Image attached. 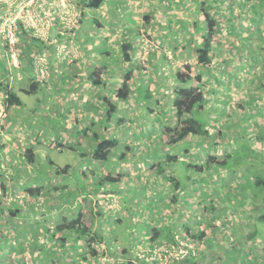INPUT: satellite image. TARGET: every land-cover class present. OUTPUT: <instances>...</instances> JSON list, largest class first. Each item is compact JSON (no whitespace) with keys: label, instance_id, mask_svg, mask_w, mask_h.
I'll use <instances>...</instances> for the list:
<instances>
[{"label":"rangeland","instance_id":"obj_1","mask_svg":"<svg viewBox=\"0 0 264 264\" xmlns=\"http://www.w3.org/2000/svg\"><path fill=\"white\" fill-rule=\"evenodd\" d=\"M28 1L32 0H0V46L5 45L3 50L0 49V73H2L5 77V86H8V88H13V91H16L19 94L22 102H24L25 107H22L23 111L32 109L35 112L34 119L37 120L36 126L42 129L44 132L46 131L49 133L50 130L52 137L53 135L55 136L53 138L50 137L51 139L49 140H44V144H38L36 148H34L36 158L40 160L39 164L45 166V170H53L51 179H54L49 181L51 186H48V189L44 190L43 192H48V196L55 197V202H53L54 207L50 211L49 208H45L42 214L45 217H38V219L42 221L41 224L40 221L34 223V217L39 216L40 212L36 210L37 212L32 214L28 206H23L21 209V217L12 218L11 223L7 225L6 230H8V233L14 232L13 235L15 239L21 237V239L18 241L21 245L26 247V252L24 255L17 257L15 252L5 253V251L0 247V264L6 263V260H11L14 264H21V256H25L27 258L30 257V251L34 247L37 249L39 248L38 246L43 244L47 245L51 250H54V252L57 251L53 254L54 256L58 257V253H60L63 257L62 260L64 261L65 259L68 264H85L81 260L82 258H79L78 255H80V253L83 251L90 253L87 241H78L76 246L71 245V243H67V247L63 248L57 239L48 241L44 226L46 227L47 225H50L53 222V219L59 217L60 215H64L67 218H73L77 213L78 209L76 208L75 204H81L82 199L85 198L82 197L83 188H81V186H77V180H74L78 179L79 176H82L79 170L83 167V163L86 159L83 156L80 157L79 153H82L84 150V152H87L89 155L91 146L93 144L95 145L96 141L94 139L90 142V139L86 138L84 141L85 146L79 145L75 148V150L69 149L68 146L65 147L66 145L60 146L58 149L55 148V145H53L54 148L50 147V144L53 141H63V145L65 143L69 145L73 142L74 130L71 128L72 118L66 119L68 123L66 122L65 126L63 125L65 121V115H69L68 113L70 112H68V110L61 109L62 107L69 108V103L67 102L68 104L66 106L63 104V106H58L54 103L58 97L61 99L64 98L61 100L62 103H64L66 96H70V91H66L68 82H65L66 80L64 78V86L62 88L63 90L59 92L60 95L57 94V89H55L52 81H49L47 85H44V83H39V87L34 90V93L21 95V91L19 90L21 87L28 89L30 88L32 80L29 79V77L32 76L33 71L26 73V76L23 80H19L18 71L13 70L10 67L11 64L9 61L3 58L6 51L5 33L3 32L4 21L9 16H18L20 29L17 32L16 37L18 38L17 41H19L20 44H16V46H14V54H16L18 62L21 60V50L23 49L21 45V14L26 11V8L28 7L27 5L29 4ZM157 1H159V7L164 8V6H166V2H161L160 0ZM231 1L233 2V5L231 6L233 7L232 9L226 10V6L222 0L220 5H216L218 12L216 11V8L214 13H212L213 11H208L210 12V16L215 18L217 26L219 25L218 29L220 30L211 42V55L213 62L211 61L209 67L211 70V74L209 73V75L212 77V79L204 78L203 81L207 82L203 83V90H210L213 91V93L214 90L230 93L229 96L225 94H219L217 96H214V94H208V97L207 95V102L209 101V104H207L205 108L213 109L210 111V114L208 113V116L207 112L204 110H201L199 113L197 110H195L196 113L194 112V115L197 116L205 126L211 128L212 132L210 136H204L202 137V140L200 137L199 139L197 138V140L196 138H188L187 140L181 141L176 145H167L170 137L168 133L164 132L165 128H163L164 126H161V121L164 122L165 126L173 128L178 127L179 125L177 118L178 116L173 105L175 95L174 90L179 84L178 81L175 80V77H171V72L167 73L169 78L165 79V75L160 72L161 70H155L156 67L152 66L151 64L155 61L152 53H160V46L162 47L163 54L165 50L169 49L171 51L170 55L175 54L176 59L189 58L192 62L196 60V51L197 48L202 47L201 44L203 41H205L203 36L207 35L206 32L208 23L204 18V14L201 9V3L199 8H192L190 6H193V2L190 0H187L189 6H185V15L178 16L176 13H173L178 9L177 4L175 6L173 5V10H171L172 14L169 15L172 19H170L171 22H168L170 17L167 18V20L163 19L161 20V23H163L161 29L156 30L155 28H152L153 33H145L146 35L142 39V55L147 68L154 69L156 72L153 74L147 73L145 77H139L137 76L138 74H135L136 77H134L132 81L134 86L133 88L135 90L132 101L127 103L119 102L120 106L117 105L120 107L119 111L116 113V118L108 122L109 128H107V130H105L106 128L104 127L106 126V121L104 123L102 122L106 116V111H100V108L99 110L88 113L75 111V115L79 116L81 119V115H83V117H89L88 122L86 120L83 121V123L78 124L73 122L72 125H76L74 127L75 130L82 129V127L90 125L93 126L103 138L113 135L117 137V139L121 141L124 146L126 144L129 145V150L127 152L126 147H118L115 150V153L112 152L110 154V162L105 164V167L102 168L101 166L98 169V177L106 178V176H110L117 180L115 186L117 193L116 195H112V198H109L112 199V201L105 199V196H103L104 192L100 191L98 193L99 199L94 205L85 206V204H82V208L87 211V214L90 213L89 206H91V208L94 209L95 207L98 209L101 207L102 212L104 211L103 214L105 217L111 218L114 217L112 215L115 214L121 216L120 225L118 220H116L115 223L108 222L105 227L104 223L101 222L99 230L102 229L100 231H103V236L107 238L108 241L104 242L103 247L98 246L99 248L97 249L100 252L98 258L90 257V255H88V264H105L112 260V258L108 259V257L113 255L109 251V245H111L114 240H116V242L119 241L117 243L119 247L126 245V242L128 245H130V242L133 240L130 238L136 235L135 233H137V229L142 226V222L146 219L143 217V215H148L147 217H150V214L153 212L155 213L156 218L157 216L159 217L161 212H164L163 208H165V206L170 207L173 210L176 205V209L179 213H185L186 215L193 214L191 211H189L190 209L181 207L182 200L180 203L177 202V199L176 201L173 200L172 184L168 179H166L167 177L165 176L171 177L176 175H188V177L184 179L182 178L184 185L190 189L189 195L185 193L186 188H183L182 191V196L185 199L187 198V201H190V198H192L190 196L193 195V189L196 190V187L199 186L200 191L204 192L210 187L214 188L218 186L214 180H221L227 183V198L230 202H234V207L237 209L236 212L240 210V204H238V202H241L246 206H252L253 203L256 204L257 208L252 207V209H249L248 211H242V214L238 212L237 215L234 212L233 215L229 216V220L231 221L230 225L232 226L236 222L238 225L241 219H245L246 221V218L241 217L251 214V210L252 212L256 213L254 214L256 216L262 214L264 215V185L258 188V185H255L254 182V178H264V134L260 137V134L264 133V0ZM34 2H36V4H34ZM115 2L120 7V10L123 11L124 9H121V4L118 1ZM1 3H4L8 6H4ZM57 3L59 4L58 7ZM129 3L132 4V2ZM209 3L211 4V0ZM33 4L42 11V14L44 9L47 10L48 7H51V10L53 11V5H55V7L58 9H62L63 5L64 9L71 11L73 17L76 16L75 20L78 21L76 22L75 20H72V23L76 22L74 28L77 29L71 31V28H68V26L64 23L63 30L57 33V38L64 37V39L74 40L77 37L76 32L83 28L80 36L81 40L85 39L86 37L83 35V33L85 34V31L88 29L89 25L93 27L95 25L92 19L87 18L83 27H81L83 22L81 15L83 16V14L78 0H33ZM221 5L222 10L225 11V13L220 11ZM155 9L157 10V8L152 10ZM201 13L203 14L202 16ZM165 22H168V24L166 25ZM57 23H59L57 18L53 20L50 25H47L46 21H43L39 25L36 23L35 28L33 27L32 29H29V34L32 36H47V34L54 26H56ZM123 23H125V25L122 26V29H130L131 27L137 26L136 19L131 17V15L126 16L123 20ZM222 25L223 27H221ZM54 29H58V27H55ZM155 32H159V35H155ZM173 43L174 45H172ZM64 47L65 54L69 59H71L69 56L76 57L81 55V49L76 45H73V47L65 45ZM181 51H184V53L179 54ZM150 55H152V57H150ZM10 56L13 61L14 58L12 55ZM75 57L72 59L75 60ZM104 58V56L101 57V59ZM49 60L50 57L47 58V60L39 59L38 61L41 63L38 61L36 62V67L39 66V75L41 79L48 77L45 67H48ZM170 65L172 64L170 63ZM157 67L159 68V65H157ZM97 70L95 71L96 73L100 74V79L102 81V85H100L101 89L98 87V85L93 83L94 78H91L86 87L84 86L85 91L90 92V101H92V105H94L95 108L97 107V99V104H104L106 102L104 97H108L110 101L118 103L115 92L120 87L122 79H103L101 77V72H97ZM193 75H195V73ZM193 83L196 85L198 82ZM144 84L148 85V90L154 95V99L137 104V102L135 103V97H138L137 99H139L140 97L147 95L145 90H142L140 94L137 90L140 86L144 87ZM95 89H98L99 92L95 93ZM256 92H258L257 94L261 92V98H258ZM73 93L76 94V92ZM109 94L111 95L109 96ZM212 97L213 99H211ZM140 101L141 100H138V102ZM45 105H48L49 108L45 109ZM76 107L79 106L76 105ZM106 107H108L107 103L105 108ZM92 115L96 116V118ZM4 116L6 117L5 112ZM29 118L30 117H27V119ZM120 118L126 119L127 122H124L125 124L114 129L113 125L115 124V121L119 120ZM3 121L4 117L2 110L0 113V130L3 129ZM45 123L49 125V129L44 126ZM58 132L61 137L59 136ZM115 132H118V135H114ZM78 136L76 135L77 138H80ZM243 136L247 138L244 139ZM239 138H243L244 140ZM33 144H35V141ZM185 148H189L190 152L185 153ZM224 148L232 152V154H236V159L239 160H233L230 164H234V166H239L241 164L243 165L241 166L243 168L242 170L234 172V174L231 176L221 167L219 170H213V166L210 169L206 168L203 176L199 175L198 173L194 174L192 171H190V169L185 167L186 165H183L181 162H204L203 159L208 153L216 154L220 159H222L223 156L221 155V151H223ZM26 149H30L29 144L26 145ZM235 149L240 150H236V152ZM248 150L249 153L245 156V153ZM124 152H126L124 154L125 158H120V155ZM177 152L181 154L182 158L181 161L178 162V165L167 162V155L169 153L171 155L176 154ZM50 161H53L57 166L60 167H63L67 164L72 165V169H70V173L74 171L71 174L72 176L65 175V177H63L61 174V176L58 178L54 177L57 175L56 168H53V166L49 164ZM158 161H160L159 164H156ZM75 165H80V169H76ZM87 166L85 169L87 168L86 170L88 171V176L91 179L89 181L93 182L92 179L95 176L93 177L90 167ZM160 166L162 169H164L163 175L161 172H157ZM91 169L95 168L93 167ZM245 171L246 178L244 177ZM90 174H92V177ZM139 174H141L140 177L138 176ZM193 177H197L201 183L196 185V183L192 180ZM228 177L231 179V182ZM32 179H35V177ZM209 179H212L210 184H208ZM247 179L249 180V183H247ZM83 181L85 182L83 179L81 180V184H83ZM241 181H244V185L246 184V186L241 185L239 189L245 194L243 192H237L238 189L236 185ZM65 185H68L71 189V195L68 194L66 190H62L61 187ZM91 187V191H98V188L94 185L91 184ZM107 187L109 186L107 185ZM115 189L109 188L107 192H114ZM74 191H77V193ZM234 193L243 200L239 201L238 197ZM137 195H139V197H137ZM68 196H71V199ZM123 196L124 199L122 200L121 197ZM153 196L158 198V200L154 201L152 205L150 201L154 200L151 199ZM197 196H199V194L196 195V197L194 196L191 199V202L195 203L198 200ZM133 198H136L137 202L141 204H139V208L135 217L131 216L130 218V216L126 214L128 208L125 206V204L129 205ZM148 198H150L149 202L145 201V199ZM39 202H44V200L40 199ZM137 202L133 201L132 203ZM30 203L33 205L32 201H30ZM30 203L28 204L29 206ZM7 214L9 215L10 213L5 211L3 214L4 216L0 217V219H2L0 227L6 224V221L8 220L6 218ZM196 215H202V217L205 219L207 218L209 222L212 221L214 225H217L221 221L219 218L220 215H217L215 212H209L208 216L203 211L197 210L195 216ZM238 216L240 218H238ZM232 217L235 219L234 222L230 219ZM203 218H201V220ZM187 219L191 221L190 225L192 229L196 226V228H200L204 230V232L205 230L209 231L208 222H194L192 216H189ZM131 223L134 225V235H130L129 232L128 235H130V240L127 241L123 238L122 234L119 235V233H121V230H123L124 233L127 234L126 227L127 225H131ZM161 223L162 219L160 222L157 220L156 222H153V224L156 225H160ZM255 226L258 228V231L255 232L256 239L252 243H248V241H246V245L253 249L257 248V254L252 255H258L255 260L264 263V259L262 260V254H258L260 248H264V220H256ZM4 231L5 230H3V232ZM177 233H180L182 236H184L183 230H179ZM114 234L116 236H114ZM9 236L12 237L11 234ZM71 236L75 237V234L71 233ZM230 237L231 240L236 238L235 235H230ZM239 238L240 236L237 238V241L241 244V238ZM2 239L3 238L0 237V243L3 245L4 240ZM168 240H172V236L169 239L163 238V241L160 243H172V241L165 242ZM183 241L184 242L182 245L176 249H172L170 244H159L156 241L148 244L147 247L153 246L155 244L154 248H152L151 256L148 257L149 261H155V259L159 258L161 260L158 262V264H167L169 262L172 263L175 260L177 261L180 258H184L190 248L191 250H196V246H198L196 243H190L188 242V239ZM123 248L120 247L117 251L121 254L123 252ZM244 248L247 249L245 246ZM136 249H138L140 253H147V255L150 253L149 249L139 245H136ZM163 252L166 255H164ZM184 254L185 256H183ZM34 256H36V252L34 253ZM114 264H117V262H114Z\"/></svg>","mask_w":264,"mask_h":264},{"label":"crops","instance_id":"obj_2","mask_svg":"<svg viewBox=\"0 0 264 264\" xmlns=\"http://www.w3.org/2000/svg\"><path fill=\"white\" fill-rule=\"evenodd\" d=\"M88 1L89 0H78V3L82 8V13L85 18V19H82L83 22L81 24V27H83L84 22L87 20V18L92 19L93 23L95 24L94 27L89 25L88 29H86L85 31V34L83 33V35L86 37L85 39L81 40V36H80L83 28L76 32L77 37L74 40L64 39V37L62 38L56 37L58 35L57 33L63 30V22H65V18L71 17L73 15L70 10L66 11V15H68L67 17L65 16L62 19H58L59 23H57L56 26H54L51 29V31L47 34V36H36V35L32 36L31 34H29L30 33L29 29L31 28V26L26 25V23L22 22L21 20V24H22L21 45L23 47V49L21 50V60H19L18 62L17 57H16L12 61V58L10 56L12 54H10V50H7V49L3 57L4 59H7V61H9L10 64L12 63L14 67L11 66V68H13V70L18 71L19 80L24 79L27 73V69L30 68V66L33 64L32 70L36 78L34 79V81L33 80L32 81L33 82L36 81L38 84L44 83V85H47L49 81H52V84L54 85L55 89H57L56 92H58L57 93L58 95H60L59 92L63 90L62 89L64 86L63 81L66 80L65 82H68V87L66 91H70L69 93L70 96L68 95L66 96L64 103H62L61 101L64 98L61 99L59 97L57 98V100H55L54 103L58 106H61L62 104L66 106L69 103L68 104L69 108L62 107L61 109L68 110V112H70L68 113L69 115H65L64 117L65 121L63 125L65 126L67 122L66 119L72 118L71 128L74 130L73 131V143L77 142V138L75 137L74 134L81 130V129L75 130L74 127L76 125L75 126L72 125L73 122L78 124L77 121L81 119L79 116L75 115V111L77 112L81 111V112L88 113V112L99 110V108L101 109L100 111L102 110L106 111L105 110L106 102L104 104H97L98 103V99H97V103H96L97 107L95 108V106L92 105V101H90L91 100L90 92L85 91L86 85L89 83L91 78L92 79L94 78L93 72L95 70L98 69L97 72H100L99 69H103L102 70L103 72H101V77L103 79L104 78L105 79L118 78L119 80L123 79V74L127 70V66L129 68H132L135 74H138L137 76L139 77L141 76L145 77L147 73L153 74L156 72L155 70H161L160 72H162L165 75V79H168L169 78L167 76L168 72H171V77L173 78L175 77V74L177 71L183 69L185 64L190 63L195 66L197 64V57H195L196 60L194 62H192L189 58L188 59L186 58L176 59L175 54L170 55L171 51L169 49L165 50L163 54L161 46L159 47L160 53H157V52L152 53V55L155 58V61L151 64L152 66L156 67L155 70L148 69L146 64H144L143 62L144 57L142 55V46H143L142 39L146 35L145 33H153L152 28H155L156 30L161 29V26L163 24L161 23V20L163 19L167 20V18L170 17L168 22H171L172 19H171V16L169 15L172 14L171 10H173L172 9L173 5L174 6L176 4L178 5V9L176 10V12H173V13H176L178 16L185 15V12H186L185 6L187 5L189 6V4L187 3V0H160L161 2H166L167 7L164 6V8L158 6L159 1L157 0H104V2L101 4L99 8H85V5L88 3ZM115 1H118L121 4V9L122 8L124 9L123 11L120 10V7L116 4ZM190 1L193 2V6H190L192 8L193 7L199 8L200 3H201V9L203 11L204 18H205L206 11H210V12L213 11L212 13H214L215 8L217 11L216 5H220L222 3V0H211V4L209 3L210 0H206L205 2H203V0H190ZM129 2H132V4ZM212 3H215V4H212ZM223 3L226 6V10L233 8L231 7L233 5V2L231 0H223ZM1 4L4 6H8L4 3H1ZM154 8H157V10L156 9L152 10ZM220 11L225 13V11L222 10V5L220 6ZM203 14L201 13V16ZM129 15H131V17L136 19L137 26L131 27L130 29H122V26L125 25V23H123V20L125 19L126 16H129ZM168 22H165L166 25L168 24ZM55 27H58V29H54ZM221 27H223V25ZM219 30L220 29H218V31ZM154 34L159 35V32H155ZM124 43L133 44V50L128 51V53L132 57V61L130 62H126L123 59V55L119 53L120 47H122V44ZM65 45L70 46V47H73V45L78 46L81 49V53H80L81 55H78L76 57L69 56L71 59L67 58V55L65 54V49H64ZM172 45H174V43ZM4 46H0V49L3 50ZM6 46H8L7 42H6ZM100 49H104L105 52H102V51L100 52ZM183 53L184 51L179 52V54H183ZM152 55H150V57H152ZM103 56L105 58L101 59V57ZM35 57L37 58L35 59ZM49 57H50V60H49L48 67H45V71L47 72L48 77L45 79H41L39 75L40 74L39 66H37L38 67L37 69L36 62L39 59L47 60V58ZM73 57H75V60L72 59ZM170 63L172 65H170ZM138 65H144V67H146L145 70L140 69L139 71H136L135 67L136 68L139 67ZM157 65H159V68L157 67ZM198 71H202L201 73L203 74V76H205L204 78L212 79V77L209 75V73L211 74V70L209 68L208 70H205L201 66L198 68ZM195 73L197 74V72ZM134 77L136 76L134 75ZM4 81H5V77L3 76L2 73H0V113L3 110V117H4V121H3L4 123L2 122L3 129L0 130V196L2 197V194H1L2 185L5 184L6 187H8V195L3 198L4 204L6 203L5 205H7V202L12 200V201H16V204L18 206H20L21 203L23 206L27 202H30L29 197H27V194L25 193V190H24L25 186L29 184L25 180H23L25 176L34 175L32 176V177H35V182L33 184L35 186L37 185V186L42 187L41 193L44 190L48 189V186L49 187L51 186L49 181L54 179V178L51 179V174L53 170H45L46 169L45 166H43L42 164H39L40 160L37 159V161L32 164L25 162L24 155H25V151H27L26 145L29 144V148H32V145H33V148H36L38 144H41V143L44 144L45 142L44 140L51 139L50 137H52V134L50 133V130H49V133L46 131L44 132L42 129L36 126L37 120L34 119L35 112L32 109L30 110L27 109L23 111L22 107H25L24 104L19 107H12L10 109H7L5 100L7 98L8 91L11 88L10 87L7 88L8 86L7 87L5 86ZM38 87L39 86H37V88ZM98 87H100L101 89L100 85H98ZM24 89L26 88L21 87L19 89L21 91V95L23 94L22 91ZM226 91L228 92L227 89ZM73 92H76V94H74ZM94 92L98 93L99 91L98 89H95ZM214 92H216L215 96L219 94H222V95L225 94L229 96L230 94L229 92L226 93V92L219 91V90H216V91L214 90ZM257 93L258 92H256V94ZM260 94H257V95L261 98ZM110 95L111 94H109V96ZM104 100H105V97H104ZM114 104L116 106L119 105V101L118 103L116 102ZM76 105H78L79 107H76ZM44 108L48 109L49 106L45 105ZM212 110L213 109H211V111ZM4 112L6 114V117L4 116ZM81 116H82L83 121L85 120L87 122L89 121L88 119L89 117H83V115ZM27 117H30V118L27 119ZM94 117L96 118V116ZM44 126L47 129H49L48 124L45 123ZM59 136L61 137L60 134ZM53 137L55 136L53 135ZM34 141H35V144H33ZM62 143L64 142L63 141L62 142L53 141L50 144V147H53V145L57 146ZM58 148L60 147L58 146L57 149ZM180 159L182 158L180 157ZM105 164L106 163L102 164V163H97V162L94 163L93 161L90 162V159H86L81 169L86 170L87 168L85 169V167L88 165L87 167H90V170L91 168L94 167L95 169L93 170L95 171L96 174H98L99 167L102 166L103 168L105 167ZM56 166L57 165L55 164L54 167ZM80 167H81L80 165H75L76 169L78 168L80 169ZM212 168L213 170L220 169V167L218 168L216 166H213ZM138 176L140 177L141 174H139ZM89 180L91 179L88 176L87 187L89 189L90 197L94 200V203L99 199L98 193L100 191L104 192L103 196H105V199H108V201H112V199H109V198H112V195H116L117 193L116 191L107 192L109 188H113L112 186L107 184L109 186L107 187V185L105 184V186H102L100 189L98 188V191L93 192L91 191L92 189L91 184L93 183L90 182ZM211 181L212 179H209L208 184H210ZM214 181L216 182V184H218V186L214 188L210 187L204 192L200 191L199 186L196 187V190L193 189V192H192L193 195L190 197L193 198L194 196L196 197V195L198 194L200 195V196H197L198 200L195 203L191 202L192 198H190V201H187V198L186 199L183 198L182 192L179 194L177 198V202L180 203L182 200L181 207L182 208L186 207V209L187 208L190 209L189 211L193 213L192 215H189V214L186 215L185 213H179L178 210L176 209L177 205L174 207L173 210L172 208L165 206V208H163L164 212L163 213L161 212L159 217L157 216L155 218V213H151L150 217H147L148 215H143V217L146 219L142 222V226H140V228L137 229V233H135L136 235H134V232H133L134 225L131 223L132 228L127 231L130 232V235L133 234L134 237L130 238V235L125 234L124 231L121 230V233H119V235L122 234L123 238L127 241L130 239H133V240L130 242V245H128V243L126 242V245L120 246L122 248L124 247L123 252L121 254L117 251L120 248L117 244L119 241L116 242V240H114V242L111 245H115L113 247V250L116 252V255H112L108 257V259L112 258V260H110L107 263L105 262L104 263L114 264V262H117V264L118 263L125 264L126 258L129 257L132 249L135 248L136 245H139L141 247H147V245L151 244L152 242L163 241V238H165L164 236L159 237L158 239H152V235L147 234L148 232L143 227L152 218H155L154 222H156V220L160 222L162 219L161 226H164V225L169 226L173 229V233L174 232L177 233L179 232V230L185 231V225L187 223L188 225H190L191 223V221H189L187 218L189 216H192L194 222H197V223L208 222V226H209L208 227L209 231L205 230L206 235L202 240H200L201 242L198 245L200 249V255L204 256L202 259V264H244V262L241 261L242 257L238 259L239 256H236V257L231 256L230 252L232 248L230 247L234 246V244L236 243L235 241H237L238 240L237 238L240 236L241 244L242 245L244 244L242 246V251H244V246L247 241V235H246L245 229L243 228L241 229V227L243 226L242 222L245 221V219H241L238 225H237V222L233 226L230 225L231 221L229 220V216L233 215L235 212L234 202H230L227 198L228 196L226 193L227 183L221 180H214ZM230 182H231V179H230ZM241 185H244V181H241L236 185L238 189L237 192H243L239 189ZM184 188H186L185 193L189 195L190 189L187 188L186 186H184ZM82 192H83L82 197H88L86 196L87 194H85L83 190ZM43 193H46V192H43ZM172 193H173V190H172ZM204 193H205V197H204ZM46 194H47L46 195L47 198L44 197V201L46 199L51 198V196H48V192ZM41 196L42 194L38 196V199H42ZM137 197H139V195H137ZM121 198L123 200L124 196ZM238 198L240 199V197ZM149 199L150 198L145 199V201L149 202ZM151 199L158 200V198H156L155 196L151 197ZM154 200L150 201V203H153ZM133 201L137 202V199L133 198L131 202L129 203V205H126L123 202L125 206L128 208L126 214L130 216V218L131 216L135 217V215L137 214V210L139 208V204H141L138 202L132 203ZM240 201H242V199H240ZM238 203L240 204V206L238 205L240 207V210H239L240 214H242V211H248L249 209H252V207L257 208L256 205L246 206L243 203L241 204V202H238ZM42 205H44V207ZM50 206H51L50 202L45 203V202L38 201L36 203H33L34 212H36V210L38 209L40 211V214L38 217H45L42 214L45 208H50ZM75 206L77 208L76 204ZM211 206H213L214 208H212ZM100 209L102 211L101 207ZM197 210H201L207 215L209 212H215L217 213V215H220L219 218L221 219V221L220 223H218L219 225L218 224L214 225L212 221L209 222L208 219L203 218L202 215L195 216V213ZM5 211L6 210H4V212ZM254 214L256 213L252 212L251 210V214L244 215L241 218H246V221H247L248 215H254ZM112 216L114 217L109 218V217L104 216V219L101 220V222L104 223V227L107 225L108 222L115 223V221L119 220L121 217L116 214ZM201 218L203 219L201 220ZM230 219L233 220V222L235 220L233 219V217ZM1 220L2 219H0V223H1ZM101 222H100V225H101ZM190 228H191V231L193 232H200V231L204 232V230L200 228H196V226L192 229L190 225ZM230 235H235L236 238L231 240ZM170 241L171 240H168L165 242H170ZM125 250L128 251L126 255H124ZM241 254L243 253L241 252ZM100 264H103V263H100ZM167 264H182V262L175 261L172 263L169 262Z\"/></svg>","mask_w":264,"mask_h":264},{"label":"trees","instance_id":"obj_3","mask_svg":"<svg viewBox=\"0 0 264 264\" xmlns=\"http://www.w3.org/2000/svg\"><path fill=\"white\" fill-rule=\"evenodd\" d=\"M206 0H203V2H205ZM246 1V0H245ZM250 1V0H247ZM104 2V0H89L88 3L85 5V8H99L101 6V4ZM83 14V13H82ZM148 18V17H147ZM81 19H84V15H81ZM205 19L207 20L208 23V27H207V35L203 36V39H205V41H203V43L201 44L202 47L197 48V64L195 65H191V64H186L185 65V70L184 71H178L175 74V80L178 81V87L175 89V95H174V101H173V105L174 108L176 110L177 113V118H178V127H169V126H165L164 122L161 121V126L164 129L165 133L169 134V140H168V146L171 145H176L181 141L187 140L188 138H198L200 137V139L202 140V137L207 136V135H211V128L207 127L204 125V123L201 122V120L198 119L197 116L194 115L195 110L198 111V113L201 110H204L207 112V116L210 114L211 108H205L207 104H209V101L207 102V95L210 94H216V92L213 93V91L210 90H203V83L205 81L204 80V76L201 73L202 71H198L199 67H203L205 70H208V68L210 67L211 64V51H212V47H211V42L213 40V38L215 37V35L218 33V26H217V22L215 20V18L210 16V13L208 11L205 12ZM77 29V28H76ZM75 28L70 29L71 31L76 30ZM5 41L8 43V39L5 37ZM17 41L16 44H20V42ZM7 50H10V46L8 43V46H6ZM129 50H133V44L132 43H124L122 44V47H120L119 53L123 55V59L126 62H130L132 61V57L131 55L128 53ZM105 52L104 49H100V52ZM29 52V51H28ZM107 52V51H106ZM37 57H35L36 59ZM145 64V63H144ZM35 65V64H34ZM10 66V65H9ZM11 66L14 67L11 63ZM10 66V67H11ZM139 67H135L136 71L141 70H145L146 67H144V65H138ZM31 68V69H30ZM30 68L27 69V73L33 71V64L30 66ZM13 69V68H12ZM121 69V68H120ZM123 69V68H122ZM100 72H103V69H99ZM197 72V74L195 73ZM93 83L96 85H102V81L100 79V74L96 73V71L93 72ZM195 73V75H193ZM98 74V75H97ZM135 72L132 68H129L127 66V70L125 71V73L123 74V79H122V83L120 85V87L116 90V98L118 99L119 102H123V103H127V102H131L132 98H133V94L135 93L134 90V86L132 84L133 78H134ZM97 76V77H96ZM35 74L32 72V76L29 77V79L33 80L35 79ZM31 82V86L30 88H26L24 89L22 92L23 94H31L34 93V90L37 88L38 83L35 82ZM194 81L198 82L196 85H194ZM193 83V84H192ZM202 85V86H201ZM262 87V86H261ZM264 87V86H263ZM8 88V87H7ZM147 89V90H146ZM264 89V88H263ZM139 94L141 93L142 90H145V92L147 93V95L140 97L139 99H137L138 97H135V103L137 102V104H141L147 101H150L152 99H154V95L148 90V85L144 84V87L140 86L138 89ZM207 91V93H206ZM261 92H259L260 94ZM209 97V95H208ZM258 98H260L258 96ZM213 99V97L211 98ZM106 103L108 105V107H106V116L104 118V120L102 121L103 123L106 121V126H104L107 130L108 127V122L112 121L113 119H115L116 117V113L119 111V106H116L112 101L109 100L108 97L105 98ZM138 100H141L140 102H138ZM7 109H10L12 107H19L21 105H23L24 103L22 102L19 94L16 91H13V89H9L8 94H7V98L5 100ZM211 105V104H210ZM225 105V104H224ZM222 105V106H224ZM239 107V106H238ZM264 110V109H263ZM196 113V112H195ZM209 113V114H208ZM245 115V114H244ZM83 119L78 120L77 123H82ZM127 122L126 119H119L115 121V124L113 125V128L116 129L120 126H122L123 124ZM206 123V121H205ZM92 134V136H91ZM264 133L260 134V137L263 135ZM75 137L76 135L80 138H77V142L75 143H71V144H67L65 143L63 144H59L57 145L55 148H57L58 146H65L71 150H75V148L79 145H83L84 141L86 138L91 140L96 141V144L91 146V151L90 154L87 155L86 152L79 153L80 157L83 156L86 159H90V162H94V163H109L110 162V154L112 152L115 153V150L120 147V146H124L123 143L121 141H119L117 139V137L115 136H107L105 138L102 137V135L95 130V128L93 126H85L81 129V131L77 132L74 134ZM114 135H118V132H115ZM244 139H246L247 137L243 136ZM243 138H239L241 140H244ZM76 140V139H75ZM125 143V142H124ZM126 144V143H125ZM126 147V152L129 150V145L126 144L124 146V148ZM225 149V148H224ZM221 151V155L223 156L222 159L219 158L218 155L216 154H212V153H208L206 155V157H204L203 161L204 162H191V161H181L180 157L181 154L180 153H176V154H168L167 155V162L169 163H173L174 165L177 164L178 162H182L183 165H186L185 167L190 169V171H192L194 174L198 173L199 175L204 174V171L206 168L210 169L212 166H216V167H221L224 168V171L226 170L230 176L232 174H234V172L240 171L243 168L241 165H237L234 166V164H230L233 160L235 161H239L238 159H236V154H232V152H230L229 150L225 149V151ZM185 153L186 152H190L189 148H185ZM236 150H240V149H235ZM122 153L120 155V158H125L124 154L126 153ZM237 152V151H236ZM249 150L246 151L245 156L248 155ZM36 159V160H35ZM85 159V160H86ZM249 159V158H248ZM24 160L26 163L32 164L34 162L37 161L36 158V153L35 150L32 146V148L28 149L27 151H25V155H24ZM39 160V159H38ZM92 160V161H91ZM23 162V160H22ZM160 161H158L159 164ZM113 163V162H111ZM51 166L54 167L55 163L53 161H50ZM56 176L54 177H59L62 176L65 177V175H70L74 172L70 173V169H72V165H65L63 167L60 166H56ZM235 168V169H234ZM91 173H93V184L95 187L97 188H101L102 186H105V184L107 185L109 183L110 186L113 187V189H115L116 186V179L110 177V176H106V178H100L97 176V174L95 173V171L93 169L90 170ZM166 171V170H165ZM79 172L81 173L82 176H79L78 179H74L77 180V186H81V188H83V191L85 192V194H87L86 196L89 197H85L82 199L81 204H77V213L75 214V216L73 218H67L64 215H60L59 217H56L53 219V222L50 225H47L46 227L44 226V230H45V234H46V238L48 239V241H51L52 239L55 240L57 239L60 242V245L63 248L67 247V243H71V245L76 246L78 241L84 240L87 241L88 246H89V251L90 253H87L86 251H83L80 253L79 258H82L81 260L83 261V263L88 264V255H90V257H94V258H98L100 255V252L98 251L97 248H99L100 246L103 247L104 242H107L108 239L105 238L103 236V231L99 230L100 227V222L102 219H104V214L101 211V209L95 207L91 208V206H89V210L90 213L87 214V211L82 208V204L86 205H94V200L90 198V193H89V189L87 187V179H88V175L87 174V170L81 169L79 170ZM157 172H161L162 175L164 173V169L161 168V166L158 168ZM173 172V171H172ZM92 177V174H90ZM246 175V171L244 173V177ZM229 176V177H230ZM167 177L166 179H168L171 184H172V190H173V200L176 201V199L178 198L179 194L182 192L183 188H184V182H182V178H186L188 177V175L183 176V175H176V176H165ZM228 177V178H229ZM33 177L31 175H27L23 178V180H25L27 183L25 186V193L27 194V197L30 198L29 201H32L33 203H36L38 201H40V199H38V196L40 194H42V198L46 197V193H41V188L40 186H35L33 183L35 182V179H32ZM246 178V177H245ZM85 180V182L83 181V184H81V180ZM119 180V179H118ZM192 180L196 183V185H199L201 183V181L197 178V177H193ZM254 182L255 185H258V188H260V186L264 185V178H254ZM247 183H249V180L247 179ZM246 186V184L244 185ZM56 188V187H55ZM62 190H66L68 194L71 195V189L69 188L68 185L62 186L61 187ZM198 190V189H197ZM116 191V189H115ZM77 193V191H74ZM2 197L0 196V217H3L4 215V210H6L7 212H9L10 214L6 215V218L8 219L6 221V224L3 225L2 227H0V237L3 238L2 240H4L3 245L0 243V247L5 251V253H9V252H15V255L17 257H19L20 255H24L26 252V247H24V245H21L19 243L18 240L21 239H15L13 233L14 232H9L8 230H6V227L8 224L11 223L12 218H19L21 217V209L23 208V206H28L27 202L25 205H20L18 206L16 204V201H9L7 202V205L4 204L3 198L6 197L8 195V187H6L5 184L2 185ZM245 194V193H244ZM200 196V195H199ZM244 196V195H243ZM71 199V196H68ZM204 197H205V193H204ZM54 198L53 196H51L50 199H46L45 202H50V208L49 211L54 207ZM65 198V197H64ZM206 200V198H205ZM238 200L240 201V199L238 198ZM243 200V199H242ZM156 201V200H154ZM74 202V201H73ZM222 202V200H221ZM53 203V205H52ZM239 204V203H238ZM242 204V203H241ZM153 205V203H152ZM253 205L255 206L256 204L253 203ZM3 206V207H2ZM38 206V205H37ZM44 207V205H42ZM6 207V208H5ZM29 210L31 211L32 214H35L34 212V207L32 204H30ZM212 208H214L213 206H211ZM37 208V207H36ZM82 208V209H81ZM24 210V209H23ZM36 210V209H35ZM236 215L238 214L237 209H234ZM39 211V209H38ZM28 212V211H27ZM37 212V211H36ZM40 212V211H39ZM153 213V212H152ZM151 215V214H150ZM38 216L34 217L37 221H40L38 218ZM238 218H240L238 216ZM258 220H264V215H248L247 221H243L242 224L243 226L241 227V229H245L246 231V235H247V241L248 243H252L255 241V232L258 231V228L255 226V221ZM155 221V218H152L150 221H148L146 223L145 226H143L145 228V230L148 232L147 234L152 235V239H158L159 237L164 236L165 238H170L172 236V243H177L179 244L180 242H178L176 240V232L173 233V229L169 226H161L160 225H156L153 224V222ZM13 222V221H12ZM119 225H120V219L118 220ZM132 228V224L131 225H127L126 227V231L130 230ZM33 230H35L34 228H32ZM3 230H5L3 232ZM71 233L75 234L74 236H71ZM115 233V231H114ZM12 235V237H10L9 235ZM129 234V232L127 231V235ZM205 232L200 231V232H193L191 231L190 225H188V223L185 225V231H184V236H182V239H188V241H193L192 243H196V245L200 244V240H202L205 237ZM115 236V234H114ZM175 237V238H174ZM250 240V241H249ZM190 241V242H191ZM158 242H162V241H158ZM170 243V245L172 244ZM244 245V244H243ZM96 246V247H95ZM99 246V247H98ZM112 246V247H110ZM109 246V251L111 252V254L116 255V252L113 250V247L115 245H110ZM39 248L36 249V247H34L30 253L31 256L30 257H25V256H21L20 258H22L21 260V264H68V262L62 260L63 257L60 253H58V257L54 256L53 254L56 253L54 252V250H51L50 248H48L47 245L43 244L41 246H38ZM213 247V245H212ZM229 247V246H227ZM245 247L247 249L244 248V251H242V244H240L238 241H236V243L234 244L233 247L231 249V256L232 257H236L239 256V258H241V261L244 262V264H264L262 262L256 261L255 258L258 257V255H252V254H257V248L253 249L251 247H248L245 243ZM147 249L150 250V253H148V255H151L152 253V248L154 247H145ZM81 250V249H80ZM88 251V252H89ZM36 252V256H34V253ZM241 252L243 254H241ZM128 251L125 250V254H127ZM77 254V253H76ZM258 254H262L264 259V248H260V250L258 251ZM204 256L200 255V249L199 246H196V250H189L187 255L184 258H180L177 260L182 262V264H202V259ZM228 257V256H226ZM134 258V259H131ZM220 258V257H219ZM218 258V259H219ZM6 260V259H4ZM161 259L157 258L155 259V261H149L147 256L141 257L139 254L137 253H133L131 255H129V257L126 258L125 260V264H158V262ZM7 262L4 264H14L13 261L11 260H6ZM176 261V260H175ZM173 261V262H175ZM78 264V263H77Z\"/></svg>","mask_w":264,"mask_h":264},{"label":"built area","instance_id":"obj_4","mask_svg":"<svg viewBox=\"0 0 264 264\" xmlns=\"http://www.w3.org/2000/svg\"><path fill=\"white\" fill-rule=\"evenodd\" d=\"M28 2H29V4L27 5L28 7L26 8V11L21 14L22 22L26 23L28 26L35 27L36 23L39 25L43 21H46L47 25H50L52 23V21L55 20L56 18L58 19V18H64L65 16L66 17L68 16V15H66V11H67L66 9H64V8L58 9L57 8L59 5L58 3H57V7H55V5H53V8H52V9H54L53 11L51 10V7H48L47 10L44 9V12L42 14V11L34 6V4H36V2H34V4H33V0L28 1ZM62 7H63V5H62ZM46 11H47V13H46ZM72 20H74L73 16L65 18L66 24L69 26V28H72V25H73ZM19 24L20 23H19V17L18 16L7 17L4 21V24H3V32L5 33V37L9 41L8 43L10 46V52H11L12 57L14 59L16 58V54H14V49H15L14 46H16V43L18 40V38L16 37V34L19 31ZM176 240L180 243L179 244L174 243L173 245H171L172 249H176V248L180 247L182 245V243L184 242L183 240H185V239H182L180 235H176ZM188 242H190V241H188ZM190 243H192V241ZM189 250H191V248ZM182 251H184V250H182ZM164 255H166V254L164 253ZM183 256H185V254Z\"/></svg>","mask_w":264,"mask_h":264},{"label":"clouds","instance_id":"obj_5","mask_svg":"<svg viewBox=\"0 0 264 264\" xmlns=\"http://www.w3.org/2000/svg\"><path fill=\"white\" fill-rule=\"evenodd\" d=\"M63 8V7H62ZM73 16V15H72ZM76 17V16H75ZM75 17H74V20H75ZM58 19H62V18H58ZM57 19V20H58ZM78 19H79V17H78ZM76 22L78 21V20H75ZM76 22L75 23H73V25H72V28L71 29H73L74 27H75V24H76ZM66 24V21L65 22H63V24ZM67 25V24H66ZM22 26V25H21ZM68 26V25H67ZM22 28V27H21ZM33 27H31L30 29H32ZM68 28H69V26H68ZM20 29V28H19ZM60 36V35H59ZM211 53H212V51H211ZM196 57H197V51H196ZM211 57H212V55H211ZM211 60H212V58H211ZM144 63H145V61H143ZM187 64H189V63H187ZM186 65V64H185ZM185 65H184V67H183V69H181V70H179V71H184L185 70ZM192 65V64H191ZM178 72V71H177ZM194 82H196V81H194ZM175 91V90H174ZM42 198V197H41ZM43 200H44V198H42ZM45 202V201H44ZM45 203H48V202H45ZM51 217H53V216H51ZM37 222H39V221H37L36 219H35V221H34V223H37ZM42 223V221L40 220V224ZM180 233H177L176 235H179ZM180 236H181V238H182V235L180 234ZM176 237V236H175ZM159 244H170V243H160V242H158ZM172 244H174V242L172 243ZM171 244V245H172ZM155 246V244L153 245V246H150L151 248L152 247H154ZM133 253H137V254H139L141 257H144V256H147V257H149V256H151V255H147V253H140V251L138 250V249H136V247L135 248H133L132 249V251H131V253H130V255L131 254H133ZM152 254V253H151ZM131 259H134V258H131ZM149 260V259H148Z\"/></svg>","mask_w":264,"mask_h":264}]
</instances>
